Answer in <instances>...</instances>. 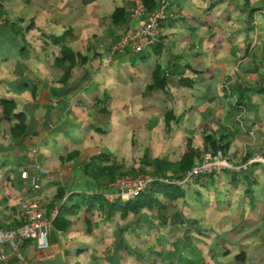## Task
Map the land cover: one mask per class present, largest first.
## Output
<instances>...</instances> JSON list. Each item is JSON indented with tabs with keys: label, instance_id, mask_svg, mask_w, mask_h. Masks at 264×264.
Instances as JSON below:
<instances>
[{
	"label": "crops",
	"instance_id": "1",
	"mask_svg": "<svg viewBox=\"0 0 264 264\" xmlns=\"http://www.w3.org/2000/svg\"><path fill=\"white\" fill-rule=\"evenodd\" d=\"M30 1L31 26L42 31V39L35 45L49 46L50 35L64 33V43L74 44L91 32L94 48L84 55L87 58L82 64L76 59L74 68L82 65L85 69L79 77H71V84L49 85L48 91L40 93L35 110L27 112L24 133L12 136L10 125V132H1L4 123L0 121V220L12 227L25 220L31 201H40L46 214L52 216L62 205L74 204L69 200L72 193L110 191L85 173L86 159L70 144L76 138L67 113L77 103L75 96L85 93L87 98L97 92L88 88L91 77L101 68L95 66L94 55L102 61L112 60L111 45L116 36L136 24L130 0ZM156 1L169 3L160 35L149 51L128 52L123 58L139 60L143 65V60L153 61L152 74L159 64L169 76L168 83L178 84L184 96L178 105L184 108L181 116L174 111L168 115L171 123L197 124L196 118L206 117L202 123L206 126L198 129L203 133V145L205 134L224 138L230 144L228 153L243 162L242 168L176 184L174 199L164 190L168 198L159 201L167 217L165 224L149 216L148 210L153 208L125 211L115 204L110 209L108 204L116 199L106 196L104 203L81 202L77 212L64 216L66 228L51 231L47 249L28 241L23 259L10 255L3 264H264V242L258 244L257 240L264 222V164L245 161L249 154L264 156V0ZM0 3L6 4L3 0ZM118 7L127 14L114 23L111 15ZM9 28L0 23V60L14 54L13 49L21 44ZM121 65L124 67L123 61ZM19 74L27 77L24 71ZM19 81L16 78L12 83L16 92L20 91ZM33 148L37 153L31 161ZM25 170L28 176L23 178ZM59 189L66 192L63 198L57 196ZM191 192H195L192 197ZM201 193L203 199L196 196ZM98 205L104 210L107 225H82L79 216L95 212ZM213 210L216 214L212 215ZM119 219L122 224H118ZM223 219L228 220L226 226L220 224ZM243 252L244 259L237 258Z\"/></svg>",
	"mask_w": 264,
	"mask_h": 264
},
{
	"label": "rangeland",
	"instance_id": "2",
	"mask_svg": "<svg viewBox=\"0 0 264 264\" xmlns=\"http://www.w3.org/2000/svg\"><path fill=\"white\" fill-rule=\"evenodd\" d=\"M3 1L6 4L4 5L5 9L2 13V18L9 19L12 22L15 21L21 26L19 28L20 34L24 36L28 45V55H20L19 49L24 43L21 36L16 35L17 39L21 40V44L17 46V49H13L15 55L10 54L0 60V121L4 123L1 132H8L10 130L9 125L10 127L14 126L12 123L14 118L10 117L11 111L12 113L25 112L27 118V112L35 110L34 106L39 101L40 93L48 91L47 86L71 84V77H79L78 74H82V69H85V67L78 65L74 68L73 66L74 69L72 70L71 68L72 72L70 70L67 79L65 81L61 80L63 75H65L64 67L54 64L56 57L62 56L61 47L50 43L49 46L42 45L41 48L39 45L34 44L35 41H41L42 31L31 26L34 21L31 1L29 0L28 3L19 0ZM131 4L132 11L130 13L134 17L133 3L131 2ZM20 17L23 19L22 22H20ZM2 21L0 19V23H4ZM61 22L63 21L61 20ZM65 22L69 23L67 20ZM131 26L133 25L128 26L126 29ZM0 30L2 31V29ZM123 32L116 36V41ZM92 36L90 32L84 36L85 39L82 41L67 44L68 48L76 54L75 59L79 60L78 64H82L81 59L87 58L84 55H89L90 52L88 51L94 48V45L91 44ZM113 45L114 43L111 45V53L113 55L111 58L109 57L112 60L102 61L98 58V55H94L97 57L95 66L101 68L97 73H93L94 75L91 77L93 82L89 83L88 88L92 90L96 88L97 92L91 93L87 98L84 97L85 93L75 96L77 103L67 113V116L73 122L70 125L71 129H75L73 134L76 139L73 140L72 138L71 146L75 145L76 149L78 148V153L87 162L96 154L111 153L112 156L106 163L110 164L109 166H116L117 169L113 179L107 176L106 180L109 185L114 183L115 179L121 175L134 177L140 175L155 176L154 171L158 161L166 166V175L168 177H173L172 179L176 180L182 179L193 167L199 165L202 156L205 154V151H203V133H200L198 129L206 126H202L206 117L203 119L196 118L197 124L189 123L184 125V123L177 121L171 123L172 119H168L169 113L174 111V114L176 113L180 117L181 111L184 109L183 106L178 107L180 100L184 102L183 92L180 90L179 85L169 82L168 87L165 89H151L154 62L143 60L146 63L143 65L139 60L134 62L130 58L127 60V58H123V55L128 54V52L133 54V51L130 49L115 50ZM151 45L142 51H149ZM78 51L81 52L79 53ZM128 57L133 56L128 55ZM122 61L124 62V67L121 65ZM67 63L69 62L67 61ZM131 63H134L133 66L130 65L128 67V64ZM20 70L24 71L27 77H22L19 74ZM71 73L73 76H71ZM16 78L25 82L23 88L18 92L12 88L13 80ZM2 100H13L16 105L15 110H10L7 113ZM199 121L201 123H198ZM189 140L192 144L195 142L196 147L193 146V148L201 154L196 155L190 168L182 173L178 170V163L181 162L182 157L188 152ZM242 164L243 162L238 160L237 166L239 167L234 170H240ZM248 184L251 185L250 181ZM261 186L259 194H261ZM248 188L252 187L249 186ZM204 189L206 190V188ZM223 192L226 195V190H223ZM193 194L195 192H191L189 195L192 197ZM196 196L199 199H203V193L196 194ZM154 197L162 201V197L168 198V195L157 191ZM172 198L174 199V197ZM175 204L178 208L181 204V199L177 200ZM156 206L158 205H154L152 207L153 210H148L149 216L155 220H160L161 224H165L167 219L165 211L161 210L162 207L160 205L158 206L159 209ZM225 206L220 207L224 208ZM172 210L174 211V208ZM211 213L212 215L216 214L214 210ZM217 213L220 212L217 211ZM126 215L124 218H127ZM79 217L82 218L81 223L84 226L92 227L97 225L98 227H105L107 225L104 223L106 222L104 210L99 205L95 212L93 211L88 215L81 214ZM168 218L171 219L170 217ZM219 219L220 217L217 218V221ZM227 221L225 219L220 220V224L226 226ZM119 222L122 224L121 219L118 220V224ZM260 229L262 234L257 239L258 244L264 242V222L260 225Z\"/></svg>",
	"mask_w": 264,
	"mask_h": 264
},
{
	"label": "built area",
	"instance_id": "3",
	"mask_svg": "<svg viewBox=\"0 0 264 264\" xmlns=\"http://www.w3.org/2000/svg\"><path fill=\"white\" fill-rule=\"evenodd\" d=\"M133 3V14L138 21L135 25L126 29L114 43L115 50L130 49L133 52H141L146 49L159 34L163 21L167 19V9L169 3L162 1L155 10L150 11L144 0H130ZM255 43L251 46H254ZM36 149L30 152V160H34ZM237 157L222 150L205 153L199 165L193 167L182 179L159 178L156 176L121 175L114 183L110 184V191L105 193L109 199L131 200L139 192L148 189L156 180L182 184L198 176L216 174L226 169H235ZM264 163L262 153H255L250 156L248 163ZM22 177L28 176V171H22ZM38 187V184H35ZM52 216L46 214L40 201H31L25 210V220L18 226H5L0 220V264L5 263L10 255L18 259L24 258V245L28 241L35 242L37 248L47 249L50 245V233L54 229Z\"/></svg>",
	"mask_w": 264,
	"mask_h": 264
},
{
	"label": "trees",
	"instance_id": "4",
	"mask_svg": "<svg viewBox=\"0 0 264 264\" xmlns=\"http://www.w3.org/2000/svg\"><path fill=\"white\" fill-rule=\"evenodd\" d=\"M144 1L150 11L155 10L157 6L159 5L156 0H144ZM248 2L249 1H246V4H247L246 7H248L249 5ZM4 9H5L4 5L0 3V19H2L3 20L2 22L7 24L11 28L14 34L21 36V39L23 40L24 44L20 48L19 52H20V55L27 56L28 55L27 42L24 36L20 34L19 28L17 27L15 22L10 21L9 19L2 18V13ZM126 14L127 12L123 8H117L112 15V19L114 23H118L119 21L124 20L126 17ZM50 39L54 45H58L61 47L62 56L56 57L54 64L56 66H63L66 69L65 75H63L61 79L65 81L70 74L71 68L76 63V59H75L76 54H74L73 51L70 48H68V46L64 43V41L66 40L65 33L62 35H55V34L50 35ZM67 61L69 62V64L67 67H65V63ZM84 61H85V58H82L81 62H84ZM168 78L169 76L166 74L165 70L159 64H157L152 74L153 82L150 85V88L151 89H165L168 85ZM20 81L18 83V87H19L18 89H22L25 83L23 81L21 82ZM2 103L5 105L7 113L10 112V110H15L16 105L13 100H2ZM11 116L12 118H14V120H17L16 124L11 129L12 135L18 136V134L24 133L26 129V113L25 112L12 113L11 111L10 117ZM204 145H205L204 151H210V152H216L218 150H222L225 153H228V150L230 147V144L228 142H225L224 138L222 137L217 138L212 134H205ZM188 148H189L188 152L182 157L181 162L178 163V166H179L178 170L181 171L182 173H184L185 171H187V169L190 168L191 164L194 161L195 156L200 154L197 152V150L193 148L192 142L190 140L188 142ZM111 156L112 155L110 152L96 154L90 158V161L86 162L85 167H84L85 173L89 177H91L93 180H95L100 185L106 186L108 189H111V187L108 184L106 178L107 176H109L111 179H113L116 174L115 170L117 169L116 166L115 167L109 166L110 164L106 163L109 161ZM250 156L251 154L246 155L245 161H247L250 158ZM253 164H257V163H253ZM165 167L166 166L162 162L158 161L157 166L154 171L155 176L159 178L162 177V178L172 179L173 177H168V175H166ZM175 187H178L175 183H170V182H166V181L158 179L150 186L149 189L139 192L133 199L123 200V201L122 199H116V201H114V204L110 203L108 204V206L110 207V209H112L113 206L116 204V205H119L121 208H123L125 211H129V210L139 211L143 208H148V207L152 208L154 205H158V206L160 205V207H162L159 199L155 198L154 194L156 193V191L164 192L165 190L171 197H174L175 194H174V190L172 189ZM65 194L66 192L64 189H59L57 196L59 198H63ZM104 196H105V193H101V192H96L92 194L72 193L69 197V200L71 201L74 200V204L71 207L64 206V205L60 207V209L58 210V213L56 214L53 220L54 227L58 229L66 228L68 224L67 219H65L64 217L66 214H70L75 211L77 212L81 202H87L90 204H94L95 202L100 201V203H104L105 202ZM243 227L244 225L241 226V230ZM244 256L245 254L243 252V253L238 254L237 258H240L243 260Z\"/></svg>",
	"mask_w": 264,
	"mask_h": 264
}]
</instances>
